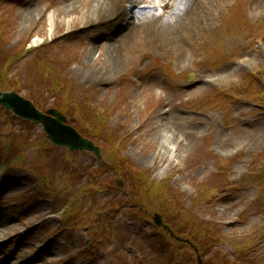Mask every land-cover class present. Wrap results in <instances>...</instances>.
Listing matches in <instances>:
<instances>
[{
  "label": "rangeland",
  "instance_id": "obj_1",
  "mask_svg": "<svg viewBox=\"0 0 264 264\" xmlns=\"http://www.w3.org/2000/svg\"><path fill=\"white\" fill-rule=\"evenodd\" d=\"M64 1L0 0V70L9 56L30 47L3 71L7 75L5 80L0 78V87L7 89L12 80L19 81L18 92L27 98L31 95L43 110L55 99V92L49 91L53 82L60 84L58 95L66 100L70 81L91 89L89 102L105 110L107 131L123 136V149L109 150L112 158L120 154L155 183L168 184L185 206L215 221L219 225L215 233L227 242L236 244L251 231H260L258 224H264V113L250 100L232 98V104L226 105L222 91L228 87L237 95L249 92L254 101L262 98L258 91L264 93V22L251 32L244 16L251 21L264 19V0H185L186 14L177 18L179 9L173 15L169 10L181 0H171L165 15L150 16L156 21L150 31L139 25L145 21L140 17L113 50L104 45L105 37L111 36L107 24L113 17L100 20L98 12L115 4L121 11L124 3L69 0L66 7ZM140 1L154 4V0ZM29 7L32 12L27 15ZM220 44L223 47L214 48V53L205 50ZM202 56L206 61L196 66L195 58ZM57 57L63 59V71L54 65ZM38 58L46 65L42 77L34 63L43 66ZM166 64L169 72L180 75L195 70V85H174L178 80L160 84L159 76L165 74L161 66ZM253 69L258 75L246 83L243 76ZM137 70L145 73L134 81ZM211 101L213 108L204 107ZM7 129L9 134L4 135ZM41 140L46 142L39 125H29L0 107V176L3 170L11 175L9 187L3 186L7 202L0 204V222L5 223H0V264H130L133 256L139 264L142 255L144 264H149L153 253L147 252L142 235L148 233L144 229L155 210L166 217L165 193L153 187L144 192V186L134 215L123 211L132 207L130 201L120 199L126 185L100 186L80 196L89 173L86 166H98L97 161L84 152L67 157L63 151H44L37 144ZM212 187L219 195L208 193ZM201 188L207 198L193 204ZM257 191L263 197L253 201ZM113 198L118 199L119 210L105 212ZM69 202L74 208L79 202L77 214H70ZM85 208L92 210L96 227L87 223ZM62 211L66 218L59 216ZM238 216L243 219L238 221ZM32 220H42L46 231L31 230L24 240L18 238L7 247L8 234ZM48 237L52 240L44 251ZM222 247L229 251V244ZM162 257L157 254L154 259Z\"/></svg>",
  "mask_w": 264,
  "mask_h": 264
},
{
  "label": "trees",
  "instance_id": "obj_2",
  "mask_svg": "<svg viewBox=\"0 0 264 264\" xmlns=\"http://www.w3.org/2000/svg\"><path fill=\"white\" fill-rule=\"evenodd\" d=\"M90 136L88 133H86ZM108 164L107 167L100 165L99 170L109 169L114 172L115 175L120 176L122 159L120 156L115 158L111 157L110 151L108 152ZM110 177V176H109ZM136 177L141 178V173L137 172ZM151 186V185H150ZM176 214V218L182 222L174 224L181 229L183 232H186L189 236L197 242V246L203 253H210V256L207 258V264H257L255 258H251V254L247 251V247L243 246L242 248H237L231 252H223L220 248V245L223 243L218 234H211L210 231L213 229L210 223L206 221H201L196 218L194 215H191L183 209H179ZM217 247V248H216ZM259 264H263L261 260Z\"/></svg>",
  "mask_w": 264,
  "mask_h": 264
},
{
  "label": "water",
  "instance_id": "obj_3",
  "mask_svg": "<svg viewBox=\"0 0 264 264\" xmlns=\"http://www.w3.org/2000/svg\"><path fill=\"white\" fill-rule=\"evenodd\" d=\"M0 103L22 117L41 122L52 143L64 144L73 149L93 150L97 155L99 154L98 147L92 142L82 138L70 126L63 125L61 123L63 118L58 113L51 111L56 116L55 118L43 115L33 107L31 102L13 92L0 93Z\"/></svg>",
  "mask_w": 264,
  "mask_h": 264
},
{
  "label": "bare ground",
  "instance_id": "obj_4",
  "mask_svg": "<svg viewBox=\"0 0 264 264\" xmlns=\"http://www.w3.org/2000/svg\"><path fill=\"white\" fill-rule=\"evenodd\" d=\"M66 2L67 1H64V6H66V7H68V6H70L69 4H66ZM102 10H104V9H102ZM105 11V10H104ZM32 12V7H29V8H27V10H25V13L27 14V15H30V13ZM99 14H101V16H100V20H102V18H107V17H112V16H114L115 15V12H114V7H112V8H110L109 10H107V11H105V12H103V11H99L98 12ZM97 13V14H98ZM27 17V16H26ZM112 49V48H111ZM113 50V49H112Z\"/></svg>",
  "mask_w": 264,
  "mask_h": 264
},
{
  "label": "snow or ice",
  "instance_id": "obj_5",
  "mask_svg": "<svg viewBox=\"0 0 264 264\" xmlns=\"http://www.w3.org/2000/svg\"><path fill=\"white\" fill-rule=\"evenodd\" d=\"M141 6H143V5H141Z\"/></svg>",
  "mask_w": 264,
  "mask_h": 264
}]
</instances>
